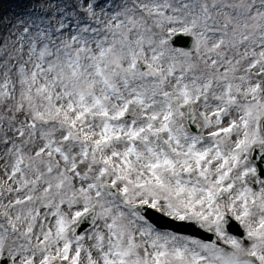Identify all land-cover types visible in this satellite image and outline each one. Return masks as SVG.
I'll list each match as a JSON object with an SVG mask.
<instances>
[{
	"label": "rangeland",
	"instance_id": "1",
	"mask_svg": "<svg viewBox=\"0 0 264 264\" xmlns=\"http://www.w3.org/2000/svg\"><path fill=\"white\" fill-rule=\"evenodd\" d=\"M173 32L194 52L171 47ZM0 51L25 62L0 60L8 264H264V178L245 180L251 146L264 149V0H0ZM136 203L227 248L156 230Z\"/></svg>",
	"mask_w": 264,
	"mask_h": 264
},
{
	"label": "water",
	"instance_id": "2",
	"mask_svg": "<svg viewBox=\"0 0 264 264\" xmlns=\"http://www.w3.org/2000/svg\"><path fill=\"white\" fill-rule=\"evenodd\" d=\"M169 42L174 46L184 47L190 51H193L194 47H195V40L190 35H184V34H179V33L171 34L170 38H169ZM262 93L264 94V80H263ZM134 112L137 114L139 112V109L135 108ZM138 120H144V118L142 117V118H139ZM187 122H188V125H189L191 131H197V126L192 124V114L190 112V107H188ZM261 130L264 134V119L261 121ZM253 157L254 158L257 157V159H259L258 160L259 172L255 176H250L249 178L251 180H256V178L258 176L263 174L261 171L264 172V154L256 153L253 155ZM190 176L193 177L192 174ZM254 183L257 184V182H254ZM138 209L147 218H149L152 222H154L158 227L170 228V229H173V230L178 231V232L194 235V236H197L199 238L206 239V240H209L213 243L219 244L217 241V238L214 235L207 233V232L193 226L191 223H185L182 221L176 222V221H173L171 219L157 215V214H155V213H153V212H151V211H149L143 207H139ZM92 217H93V211H89L88 213L84 214L81 217V221L76 226L75 231L73 232V236H76L78 233L83 231L91 223ZM227 221H228L227 222L228 230L236 232L235 230H236L237 226L235 225V223L229 219H227ZM219 245H221V244H219ZM0 264H7L6 257L4 255L1 258Z\"/></svg>",
	"mask_w": 264,
	"mask_h": 264
},
{
	"label": "trees",
	"instance_id": "3",
	"mask_svg": "<svg viewBox=\"0 0 264 264\" xmlns=\"http://www.w3.org/2000/svg\"><path fill=\"white\" fill-rule=\"evenodd\" d=\"M3 53L4 52L1 53V51H0V55H1L0 56V60L2 61V63H5V61H7V60H8V64L10 66L13 65L14 62L17 63V60L16 59H14L11 55H8V51H7V55H3Z\"/></svg>",
	"mask_w": 264,
	"mask_h": 264
}]
</instances>
